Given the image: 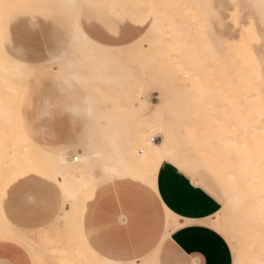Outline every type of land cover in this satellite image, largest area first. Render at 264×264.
<instances>
[{
	"label": "crops",
	"instance_id": "0c3cea01",
	"mask_svg": "<svg viewBox=\"0 0 264 264\" xmlns=\"http://www.w3.org/2000/svg\"><path fill=\"white\" fill-rule=\"evenodd\" d=\"M144 4L154 1L27 0L18 17L8 23L9 59L34 69L15 100L19 126L32 141L72 152L73 126L83 125L85 119L91 127L103 124L104 115L96 116L89 99L82 105L81 97L75 104L68 97L80 95L73 88L88 80L102 86L94 72L90 70L88 76L85 67L63 62H54L59 67L54 72L35 71L51 60V47L77 45L73 40L79 30L98 45H128L144 35L145 21L153 19L154 8L140 6ZM86 130L78 136L81 150L92 134ZM197 152L187 150L165 162L151 189L132 178L96 185L79 211L81 225L88 223L79 235L91 253L118 264H234L228 241L210 225L224 209L211 176L226 174L218 163ZM63 200L60 182L48 171L28 167L6 180L0 208L8 224L26 236L27 245L0 242V264L79 263L74 248L68 247L74 220L61 218ZM162 209L180 224L169 234Z\"/></svg>",
	"mask_w": 264,
	"mask_h": 264
},
{
	"label": "bare ground",
	"instance_id": "6f19581e",
	"mask_svg": "<svg viewBox=\"0 0 264 264\" xmlns=\"http://www.w3.org/2000/svg\"><path fill=\"white\" fill-rule=\"evenodd\" d=\"M182 1L190 6L198 5L196 7L198 8L197 12L200 11L199 13H201V10H199V8H201L202 11L206 13V15H208V12H214V14L212 15H215V12H217L213 6L214 0H177V5L181 4ZM232 1V5L235 8L244 7L247 11H249L251 16H257L258 18H260V20L264 18V14H262L259 7L260 0ZM165 4L169 5L168 3ZM173 5H175L174 0H171L168 7H172ZM223 7L224 3L220 1L219 8ZM170 13H172V8L170 9ZM199 13L198 15H200ZM218 14L216 13L217 16ZM202 16L203 15H201L200 17ZM173 18V14H170L168 16L169 22H171V24ZM211 18L214 17L212 16ZM153 19L157 21V32L151 35H154L157 38L160 21L159 5ZM172 26L173 24L171 25V27ZM210 27H212V23ZM245 30L246 28L244 29V31ZM209 33L210 32H208V30L207 32H205V34H208V37H210ZM212 36L214 38V35ZM244 38L245 37L242 38V42ZM207 39L208 38L206 37V41L203 42L205 48L201 53L203 54L202 56H205L201 58H189L190 65H192V68L195 70H205L203 63H205L204 60H206V56H208L209 59L214 61V69H216V67H220L222 72V68L224 66L222 64L223 59H221L222 42H220V45L219 42H217L220 39L216 41L214 40L215 38L213 39L214 41H208L210 38L208 40ZM141 40L142 36L128 45L108 47L96 44L79 30L73 40L74 43L77 44V46L74 49H67L66 51H63L59 56L52 59V61L56 63L63 62L89 68L92 72H94L98 80L102 83V86H104L105 90H102V94L112 103V111L109 114L104 115V119L101 121L103 123L102 125L92 127V134L88 139L84 141L82 152H77L76 155H73V152L54 150L45 145H41L35 141H32L24 133L22 128L19 126L16 118L15 100L18 95L19 89L24 83L29 80L31 75L34 73V69L30 68L26 64L11 61L9 58L4 57L0 52V133H3L4 130H7L9 133L7 139H3L4 143L0 144V156H2V163H0V194L4 183L10 176L28 167H36L38 169L48 171L60 183L64 181V176L58 177L51 165L43 161V158L41 157L42 149L57 154L62 153L64 164H60L59 167L62 168L65 172L70 186L75 183L74 177H77L85 169L91 170V174L94 177V182L86 179L79 185H77V194L82 205L84 197L88 195L96 185H98L102 181L107 180L105 165H107L110 169H116L122 173V175L117 179L132 178L133 180L138 179L144 182L143 177L145 175L152 174V186L155 187L157 176L162 165L165 162H170L171 159H173L177 155H185L187 150L189 151L192 149V147H190L189 145H194V149L197 151L199 150L197 154L200 153L199 155L212 159L224 169L231 186L229 201L232 208L231 215H229V218L226 221H222L219 219V216L222 213L221 211L210 223V225L220 233L228 237L232 245H234V242L237 240L235 235H237V237L239 235L242 238L243 244L241 245V248L236 249L234 247V250L236 251L239 259L243 261V264H260V261L264 259V239H262L261 231L262 224H264L262 223L264 222V178H262L264 177V124L262 121H257V117H264L263 95L256 87L259 99H261V101L263 100V104L261 103V112H259L260 110L258 111V108L260 107H257L259 115L255 116L256 121L248 118V120L250 119L254 121V123L256 122V126L254 125V129L252 128V130L248 129L252 124L250 123V120L248 121L249 126L247 125V121H245L246 114L247 112H249L245 110L246 106L245 108L243 106L245 103H242L243 105L241 104V106L237 109L235 108V110L234 106L236 105H234V102L232 103V106L229 105L235 110L233 111L232 116L229 115V117L231 116L230 118L235 119V121H230V123H235L234 131L232 129L231 131L234 132L232 133V135L234 134L236 136L233 135V137H227L225 136L224 131L222 133V131L220 132L215 129H205L199 126V124L188 125L184 121H181L180 116L182 115L175 114L176 109L181 107V105L183 104H190L192 102L195 103L196 106L202 103L205 104H202L199 108L196 106L194 107L198 110L204 109L203 106L210 108L208 106H210V104L215 101V97L200 96V91H197L196 94H194L191 88H187V90L182 91L177 85L176 79L157 78L156 81L151 82L149 79L147 80L143 76L139 79L135 78L133 76L134 63L130 62V60H136L138 56L140 57L142 55L143 50L147 48L143 45L144 40ZM177 42L181 46L187 43L184 41L183 36H178ZM148 44L157 45L158 42L155 39L153 42H149ZM245 44L246 43L244 42V45ZM236 46L238 47L237 44ZM227 47L230 48L229 46ZM239 47L241 48L240 44ZM231 48H234V46L231 45ZM235 49L236 48H234V50ZM178 53L181 54V51H178ZM247 53L250 55V52ZM249 55L248 58L250 57ZM180 58L183 62L184 59H187L183 58V56L181 55ZM236 58L237 57H234V59ZM242 64L244 65V63ZM224 69H226L225 66ZM228 69L230 68H227V70ZM245 69H247V67H245ZM242 70H244V68ZM230 72H234L233 75L235 76V74H237L238 77V72L235 73V71L233 70H231ZM239 74L240 76H242V73L239 72ZM250 74L254 75V79L248 77L245 78L252 79L251 82L253 84L255 82L261 84L264 80L260 69H256V72H251ZM243 76H245V74ZM230 80L231 79H229L228 81ZM157 82L162 83V90L158 91L156 89ZM232 82L236 83L235 81H231V83ZM232 86L234 87L236 85H233L232 83ZM232 86H230V88ZM251 86L252 85L250 84V87ZM235 88L234 91L236 90ZM149 93L154 94L156 98V102H154L152 106L147 100L149 97ZM137 97H141L142 99L146 100V104L152 107L149 114H144L141 110L134 106V102ZM237 99L239 101V99L241 98L237 97ZM252 107L256 106L253 105ZM255 110L256 109H254V111ZM175 115H177V118H174ZM207 115L209 116L210 113L205 114V117ZM248 115L249 114H247V117ZM129 118H133L134 120H126ZM238 123L240 124V127L239 125H237L238 127L236 128V124ZM243 124H246L247 126H242ZM256 128L258 131L255 130ZM253 130L258 132H256L257 136H252L255 133V131ZM247 132L253 133L249 134L251 137L242 135ZM230 134L231 133L227 135ZM156 137L158 139H156ZM89 141L96 145V151L88 152V160L86 161L85 145ZM211 148L217 151L219 154L212 155V153L210 154L209 152H207V150ZM4 149H6L8 153L6 154V156H3ZM189 153L190 152H188L187 154ZM113 180L116 179L107 181ZM64 207L70 208L71 205H64ZM79 211L80 208L78 209V214ZM244 215H246V220H248L250 227L255 224L259 229H257V234H250V242H248V236L245 234V232L234 234L232 230L233 227L237 225V223L244 219ZM261 216H263V221L261 220ZM74 218L75 214L73 218L70 219L74 220ZM64 219L66 220V222L70 220L69 218ZM174 223L175 226L171 227V229L173 230L177 226H180V224H178L179 222L176 223L175 220ZM56 224H58L57 220ZM54 225H52V227H54ZM44 230L41 231L44 232ZM169 233L170 231L167 232V234ZM71 236L72 242L71 245H68V247L72 246L74 248V254H77L79 263H75L118 264L99 258V256L96 257V255L91 253L89 247H86L80 235L77 234L75 230L71 232ZM43 237L44 236H41V238ZM239 240L241 239L239 238ZM3 241H16L25 246L27 245L26 236L21 233L20 230L15 229L8 224L0 208V242ZM68 256L69 253L67 255V259L70 258ZM75 263L73 262V264ZM41 264H43L42 261Z\"/></svg>",
	"mask_w": 264,
	"mask_h": 264
},
{
	"label": "rangeland",
	"instance_id": "374dc122",
	"mask_svg": "<svg viewBox=\"0 0 264 264\" xmlns=\"http://www.w3.org/2000/svg\"><path fill=\"white\" fill-rule=\"evenodd\" d=\"M26 1L27 0H0V52L6 58L10 57V52H11L10 46L6 45V43L10 41L9 39L11 37L10 29L7 28L8 23L15 20V17H18V13L21 9L25 7ZM153 1H154V5H157V7L154 8V13L152 14V18H154V15L156 14L158 5L160 6L158 37L156 38L154 35H147L146 32L144 33V35H142V40H144L143 45L147 48L143 50L142 55L140 57L138 56L136 60L135 59L130 60V62L134 63L133 76L137 79L143 76L145 79L147 80L149 79L151 82L156 81L157 78L176 79L177 80L176 83L179 86L180 90L182 91L187 90V88H191L194 94H196L197 91L198 92L200 91L199 92L201 94L200 96L215 97V101L211 103L210 106H208L210 108L203 106L204 109L198 110L197 108H194L196 105L195 103L192 102L190 104L181 105V107L176 109L175 114L182 115L180 116L181 121H184L188 125L199 124V126L205 129H215L220 132L222 131V133L224 131L225 136L233 137L234 134L232 135V133H234L233 131L235 128V123L233 122H231L232 124L230 123V121H235L234 118H230L232 116L233 111H235L238 107H240L242 103L243 104L245 103L244 105L243 104L242 105L244 106V108L246 106L245 110L249 111V112L246 111L247 114L249 115L247 117L246 114L245 117L246 118L245 121H247V125L249 126L248 121L250 119L248 120V118L255 120L256 119L255 116H258L259 112H261L262 110L263 100L261 101V99H259L258 92L256 91V87L264 97V84H263L264 80L262 81L261 84L257 82L253 84L251 82L252 79H247L245 77L253 78L254 75L253 74L251 75L250 73L251 72L254 73L256 72V69H260V72L262 73V77L264 78V38H263L264 18L261 19L262 20L261 21L260 18H258L257 16H251L249 11H247L244 7L235 8L232 5L233 2L232 0H214L213 6L217 11L215 12V15H212L214 14V12H208L207 13L208 15H206V13H204L201 8H199V10H201V13H199L200 11L197 12L198 8L196 6L193 5L190 6L186 4L184 1H182L181 4L177 5V0H174L175 5H173L172 7L171 6L168 7L170 5L171 0H159V1L153 0ZM220 1L224 3L223 8H219ZM165 3H168L169 5H166ZM184 5H188V7H184ZM171 8H172V13H170ZM198 13L200 15H198ZM216 13L217 14L219 13L218 16L216 15ZM170 14H173L174 17L172 21L173 24L172 27H171L172 24L171 22H169L168 19V16ZM201 15L203 16L200 17ZM212 16L214 18H211ZM209 22L212 23L213 28L210 27L211 23ZM245 28L246 30L244 31ZM207 30L208 32H210L209 33L210 37H208V34H205ZM211 34L214 35L215 39ZM200 35L201 37L203 36L204 38L202 37L203 38L202 39ZM178 36H183L184 41L187 43L183 46L179 45L177 42ZM205 36L208 39L210 38L209 40L207 39L208 41H214V40L216 41L220 39L221 41L219 40L217 42H219V44L220 42H222L221 59H223L222 64L226 68L224 69L223 66L222 72L220 67H216V69H214L215 66L213 64L214 61L209 59L208 56H206L207 59L204 60L205 63H203L205 70H200V71L195 70L192 68V65H190L189 58L191 57L201 58L205 56V55L202 56L203 54H201L202 50L205 48L203 44V42L206 41ZM243 37H245L244 40H246L248 43L244 40L242 42ZM155 39L158 42L157 45L148 44L149 42H153ZM161 40L165 42L163 45L160 43ZM244 42L246 43L245 45ZM230 43H234L235 45ZM236 44L238 45V47L236 46ZM239 44L241 48L239 47ZM231 45H233L234 48L236 49L234 50V48H231ZM76 46L77 45H70L65 47H61V46L51 47L52 48L51 60H48L46 63L42 64L41 66L36 67L35 71L54 72V69L57 70L59 67L57 64H55L52 61V58L54 56L59 55L60 53H62L67 49H74ZM227 46H229L230 48H228ZM178 51H181V54H179ZM246 51L250 52V55ZM244 54H248L252 59L249 57L250 58L249 60L248 55H244ZM180 55L183 56V58H187V59L186 60L184 59L183 62L180 58ZM233 56L237 58L234 59ZM239 57L241 59L243 58L242 62ZM242 63H244L245 66ZM245 67H247V69H245ZM227 68H230L231 70L235 71V73L238 72V77L237 74H235L234 76L233 75L234 72H230L231 71L230 69H228L229 70L228 71ZM243 68L244 70H242ZM224 70L227 72V74ZM90 72L91 71L89 68H86L84 70V73H86V75L88 76L90 75ZM223 72L225 73V75ZM239 72L242 73L241 74L242 76H240ZM244 74L245 76H243ZM226 75H228L230 78ZM227 79L228 80L231 79V80L228 81ZM231 81H235L236 83L234 82L232 83L233 85L236 86L233 87ZM250 84L252 85L251 87ZM230 86L232 87L230 88ZM156 87L158 91L163 89L161 82H157ZM234 88L236 89L235 91ZM73 89H78L80 95L79 93L74 95L70 94L68 97L70 98L71 103L75 104L78 102L76 100V97H81L82 105H83V100L89 99L90 104L94 106V113L96 114V116L102 114L106 115L112 111V105H111L112 103L102 94V90L103 89L105 90L104 86L95 84L92 81L88 80L84 82L81 86ZM237 97L238 98L240 97L241 99H239L238 101ZM147 100L151 106L154 102H156V98L152 93H149V97ZM233 102L235 103L234 105L237 106V107L234 106V109L236 108L235 110L233 109V107H231ZM202 104L196 107L199 108L201 107ZM253 105L256 107H252ZM134 106H136L144 114H149L152 108L151 106H148L146 104V100L142 99L141 97L136 98L134 102ZM257 107H260L258 108V111L260 110L259 112L257 111ZM253 108L256 110L254 111ZM209 113L210 115L209 116L207 115L205 117V114H209ZM229 115L231 116L229 117ZM174 118H177V115H175ZM126 120L132 121L134 119L129 118ZM251 121L252 120H250V123L252 124L248 129L252 130V128L254 129L253 126L256 124V122L254 123V121L252 122ZM257 121L260 122L262 121L264 124V117L263 116L257 117ZM83 122H84L83 125H77L72 127L74 133V138L71 141L73 155H76L77 152H82L81 148L78 145L79 144L78 136L81 129L85 127L87 129L86 130L87 134L92 132V127L90 122H88L87 119H85ZM237 125H239L240 127V124L238 123L236 124V128L238 127ZM247 125L243 124L242 126L246 127ZM231 129L233 131H231ZM255 130H257V128ZM257 131H255V133ZM229 133L231 134L227 135ZM250 133L251 132H247L242 135L251 137L249 135ZM255 133L254 135H252L253 137L255 135L257 136L258 132L256 134ZM8 135L9 133L7 130L6 131L4 130L3 133H0V144L4 143V140L7 139ZM156 139L158 138L156 137ZM189 146L192 147V149H194L195 147L194 145H189ZM3 152H4L3 156H6V154H8L6 149H4ZM207 152H209L210 154L212 153V155L219 154L217 151H215L212 148L207 150ZM211 181L213 186L219 191V193L222 196H224L225 193H228V196L225 197V199L227 200V206L224 203V209H223L224 211L222 210V213L219 216L220 220L226 221L229 218V215H231L232 213V208L229 202L230 194H231L230 183L228 181L227 176H221V175H212ZM261 220L263 221V216H261ZM257 229L258 227L255 224L250 227L248 220H246V215H244V219L239 223H237V225H235V227H233L232 230L234 234H240L242 232L243 233L245 232V234L248 236V242H250V234L252 235L257 234ZM222 235L225 237V239L228 241L229 245L231 246L235 261L238 256L236 254V251L234 250V247L236 249L241 248V245L243 244L242 238L238 235V237L241 239L239 240L237 235H235L237 240L234 242V245H232L228 237H226L224 234Z\"/></svg>",
	"mask_w": 264,
	"mask_h": 264
},
{
	"label": "snow or ice",
	"instance_id": "6c2138e0",
	"mask_svg": "<svg viewBox=\"0 0 264 264\" xmlns=\"http://www.w3.org/2000/svg\"><path fill=\"white\" fill-rule=\"evenodd\" d=\"M141 7H157V5H140ZM193 6H198V5H193ZM184 7H188V5H184ZM259 7L261 9L262 14H264V0H260V4ZM147 27H146V34L147 35H151L155 32H157V21L155 19H150L148 21H145ZM160 43L163 45L165 42L163 40L160 41ZM95 152L96 151V145L93 144L92 142H87V144L85 145V160H88V152ZM41 157L43 158V161L50 164L51 167L55 170L56 175L58 177L60 176H64L65 179L62 183H60V189L63 193V204L64 205H71V207H63V214L61 216V218H73L74 214H75V218H74V230L77 234H80L82 227H86L88 225L87 222L84 223V225H81V221H80V217L78 214V209L81 207V202L78 196V188L77 185H79L82 181L84 180H89L91 182H94V177L91 174V170L90 169H85L84 171H82L77 177H74V181L75 183L72 184L70 186L68 178L65 174V172L63 171L62 168L59 167L60 164H64V158L62 153L61 154H57V153H53V152H49L47 150L42 149L41 150ZM79 159V158H78ZM105 172H106V179L107 180H112V179H117L119 176L122 175V173L119 170L116 169H110L108 168L107 165H105ZM264 178V177H262ZM144 183L148 186L149 189H151L152 187V181H153V175L152 174H148L145 175L143 177ZM23 191L21 190L20 193V197H23ZM153 195H155V191H152ZM217 195L219 196L220 194L217 193ZM228 196V193H225L224 196H220V199L223 203H225V205L227 206V200L225 199V197ZM157 203H159V201H157ZM162 211V217H166L167 218V222H168V229L167 231L171 230V227L175 226L174 223V215L169 211V212H164L163 209ZM95 219H93V221L91 223H95ZM262 239H264V224H262ZM190 264H199V262H194V261H190ZM234 264H243V261H241L239 259V257L236 258V260L234 261ZM260 264H264V259H262L260 261Z\"/></svg>",
	"mask_w": 264,
	"mask_h": 264
},
{
	"label": "clouds",
	"instance_id": "9594fccd",
	"mask_svg": "<svg viewBox=\"0 0 264 264\" xmlns=\"http://www.w3.org/2000/svg\"><path fill=\"white\" fill-rule=\"evenodd\" d=\"M0 163H2V156H0Z\"/></svg>",
	"mask_w": 264,
	"mask_h": 264
}]
</instances>
